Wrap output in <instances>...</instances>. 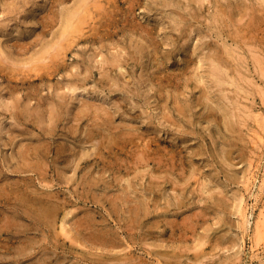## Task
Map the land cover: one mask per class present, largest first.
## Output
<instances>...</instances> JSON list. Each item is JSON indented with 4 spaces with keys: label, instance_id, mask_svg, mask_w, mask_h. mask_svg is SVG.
<instances>
[{
    "label": "rangeland",
    "instance_id": "1",
    "mask_svg": "<svg viewBox=\"0 0 264 264\" xmlns=\"http://www.w3.org/2000/svg\"><path fill=\"white\" fill-rule=\"evenodd\" d=\"M78 3L0 0V264H264V0H101L29 70Z\"/></svg>",
    "mask_w": 264,
    "mask_h": 264
},
{
    "label": "bare ground",
    "instance_id": "2",
    "mask_svg": "<svg viewBox=\"0 0 264 264\" xmlns=\"http://www.w3.org/2000/svg\"><path fill=\"white\" fill-rule=\"evenodd\" d=\"M236 3H238V2H236ZM93 7H101V0H79V3L77 4V6L73 10H70L68 12V14L65 16V18L63 17L64 18L63 19V27H62V29L59 32H57L58 34H56V36H55V37H57V39L55 41H52V43L47 44L41 50V52H39V54H37L36 57L35 56H34V58L32 57L33 59L31 58L29 61L25 60L27 62H25L24 64L29 63V68L28 69L29 70H32V71H35L37 74H39V72L42 69H44V70L48 69V71L51 68H54L55 71L57 69H59L60 68V64H59V57H60V55L63 53V51L65 49H67L76 40V37L77 36L79 37V36L82 35L81 33H82L83 29H84V26L83 25L86 22H89V17H91V12H92V8ZM46 18L48 20L45 21V26H49L50 23H52L51 22L52 17L51 16H46ZM85 25H87V24H85ZM89 25H91V22H89ZM93 25H91V28L92 29L94 27ZM26 44L27 43H16L15 46H20V48L22 46V48H23V46H25ZM7 60H8V62H9V60H12L11 56L8 55V54H6L3 50H1V47H0V67L1 68H2V65H3L2 63L6 62ZM23 62L24 61H22L21 63H23ZM83 111H85V110H82L81 112H83ZM54 115L55 114L52 112V114H51V118L52 119H53ZM64 150H65L64 147L58 146L57 152H56L57 156L58 157L61 156L62 153L64 152ZM41 151H42V153L44 152L46 154V156H48L51 153V151H52V147L50 145H48V146L43 145V144H41L39 142L38 143H34V144H26V146L23 145V147H21V149L19 150V153H20V157L22 156L28 162L27 165H29L32 169H34L35 171H38L39 173H44L45 168L43 167V161H41V159L40 160H36V161H32V158L34 157V155H39ZM143 153L139 154V156H138V154L136 155V156H138L136 158H139L138 162H142V161H145L146 160L145 159L146 155L143 154ZM30 156H32V158H30ZM39 156H41V155H39ZM86 156H90V154L88 152H86V151L82 152L81 155H80V161H82V159H84ZM80 163L81 162H79V164ZM110 165H111V162H110ZM134 165H136V164H134ZM119 166H120V164H119ZM164 169H165V171L167 170L166 168H164ZM166 172H168V170ZM166 176H168V175H166ZM208 188H209V184L207 183V184H205V189L207 190ZM24 191H25V192H23V198H24V200H26V201L28 200V201H31L32 202V203H29L27 201V203H29L28 204V207L29 206L32 207V210H39V217H41V218L43 217L44 219H46L49 222V221H51L52 216L57 215L58 209H59V201H58V198L59 197L57 195H55V194H46V195H44L43 194V195H40V196L39 195L32 196V195H34L33 193L36 190H34V189L28 190V187ZM45 202L47 203V205L45 204ZM50 205H52V206H50ZM10 221L11 220L8 219V222H10ZM89 223H91V222L89 221ZM0 229L3 230L2 225L0 226ZM104 232L105 231H103V233L102 232H98L96 234L93 233L92 234L93 235L92 237H94L96 241L97 240H101V243H104V242L106 243V242L111 241V238H109L108 236H106V233H104ZM98 243H100V241H98ZM211 247H214V246H211ZM211 249L216 250L215 247L214 248H211ZM200 253H199V255L196 254V255H198L197 257H200L202 255L207 254V253H202V251Z\"/></svg>",
    "mask_w": 264,
    "mask_h": 264
}]
</instances>
